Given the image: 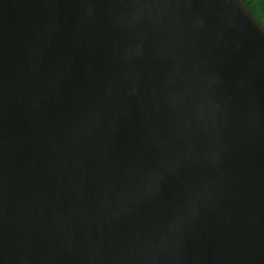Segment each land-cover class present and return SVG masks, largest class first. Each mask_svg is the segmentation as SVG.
I'll use <instances>...</instances> for the list:
<instances>
[{"label":"water","instance_id":"obj_1","mask_svg":"<svg viewBox=\"0 0 264 264\" xmlns=\"http://www.w3.org/2000/svg\"><path fill=\"white\" fill-rule=\"evenodd\" d=\"M0 264H264L243 0H0Z\"/></svg>","mask_w":264,"mask_h":264},{"label":"trees","instance_id":"obj_2","mask_svg":"<svg viewBox=\"0 0 264 264\" xmlns=\"http://www.w3.org/2000/svg\"><path fill=\"white\" fill-rule=\"evenodd\" d=\"M255 16L264 23V0H243Z\"/></svg>","mask_w":264,"mask_h":264}]
</instances>
